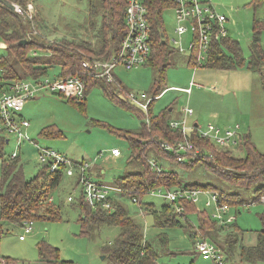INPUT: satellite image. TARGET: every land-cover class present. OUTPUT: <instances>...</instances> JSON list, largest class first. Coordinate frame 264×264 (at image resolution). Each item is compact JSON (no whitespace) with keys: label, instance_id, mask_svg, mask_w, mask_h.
Returning <instances> with one entry per match:
<instances>
[{"label":"rangeland","instance_id":"1","mask_svg":"<svg viewBox=\"0 0 264 264\" xmlns=\"http://www.w3.org/2000/svg\"><path fill=\"white\" fill-rule=\"evenodd\" d=\"M32 1L36 15L33 17V21H29L27 25L28 34L31 31V35L45 48L62 47L61 42H65L64 40L91 41L93 34L99 28V20L94 21V28H91L87 23V0ZM205 1L211 4L218 14L225 16L223 27L227 31V37L236 41L242 50L244 63L241 66H237L233 70H215L206 66L194 70V65L187 63L188 55L178 52L169 42L173 38L177 41L179 39L174 33V11L166 9L161 14V18L164 30L163 39L167 48L171 50V64L166 69L162 80L157 78L158 73L150 64H143L129 70L117 66L113 70V75L124 88V91L119 90V101L117 98L116 100L108 97L98 85L92 86L88 90L81 103L54 93H40L36 97L28 99L20 113L29 122V127L25 131L26 136L40 147L59 151L73 161L87 162L91 177L96 178L95 171L99 170L103 173L100 178L102 183L111 185L126 172L140 171L138 164H128L131 155L130 149L117 133L137 131L140 128L141 119L131 107L128 105L126 107L119 102L124 99L126 92L135 95L157 93L154 95L157 99L152 106L154 114L164 107L172 106V116L177 118L180 110L187 106L193 110V114L185 120L189 125L197 122L205 129L208 124L220 127L239 124L241 134H249L258 151L264 153V89L259 74L248 70L245 62L249 56L248 45L253 32L255 16L252 4L254 0ZM256 18L264 19L263 5L257 8ZM191 39L190 31L180 39L185 52H187L186 48ZM3 44L4 42L0 38V57L7 56L6 46L3 47ZM259 44L264 50V26L260 33ZM45 48L39 50L33 47L28 50L27 55L35 56L34 52H36L37 55L42 54L40 57L42 59H51L53 52ZM224 51L227 53L226 50ZM7 60L13 64L14 69L16 68L18 76L23 77L21 67L15 63V58L8 54ZM91 61L104 62L95 60V58ZM83 63H89V61L85 60ZM58 69L57 67L51 68L46 78H54ZM154 81H162L160 83L161 90L158 92H153ZM186 88L190 89L189 93L179 90ZM162 89H164L163 93ZM135 107L139 108L137 105ZM45 128L56 130L55 134L57 133V135L50 138L41 135ZM9 139L3 148L2 156H0V176L3 162L10 159L13 154L18 157V167L22 168L24 177L30 179L35 176L41 170L35 146L29 142L18 143L14 137H9ZM113 148L119 149L120 156L112 157L110 155ZM226 150L232 153L234 159H241L244 155L240 147L227 148ZM151 152L154 153L153 150H150V155ZM151 160L156 161L159 166L164 163L154 157H151ZM164 164L170 169L168 171L176 173L175 185L177 183L182 185L208 183L210 188L222 191L228 201L236 200L235 203H240L241 205H237V207H230L227 204L229 207L225 212L221 211V216L224 220L235 216V221L228 227L235 225L239 229L238 237L241 239L239 243L244 246L255 245L256 232L262 228L259 216L264 211V200L260 199L261 202H255L254 196L258 193L254 188L237 187L240 184L228 182L223 175L217 176L209 172L211 169L200 163L186 168L172 165L169 161ZM149 165L152 169L151 164ZM235 165L237 164L224 162L220 163L216 169L219 172L222 170V173L227 172V174L243 173L239 168H234ZM76 177H78L77 174L72 177L64 175L61 182L52 191L51 204L53 207L47 203L38 206L37 214L29 218L33 220L32 230L25 235L23 240H19V236L24 234L23 226L2 224L0 264H110L101 248L114 240L118 229L115 226H101L98 230L91 232V236L81 234L78 224L79 210L76 204L67 201L68 196H72L74 200L79 196L80 186L77 184ZM192 187L199 188L201 186ZM174 190V188L170 189L171 192ZM160 191L165 192L164 189ZM261 194L264 195V188L259 195ZM197 197L196 208L201 211L205 210L212 221H219L213 216L216 213L213 203L211 206L204 204L209 200L210 195L198 193ZM121 200H123L128 215L141 223L146 241L156 245L159 234H164L167 237V246L170 251L167 250V254L166 251L159 250L158 264H214L213 261L203 259L193 250L194 241L199 238L198 234L207 236L216 229L213 227L211 231L209 223H207L208 229H194L193 235L189 237L187 233L190 234L191 228L186 226L184 228H156L152 217L144 214L136 203L128 198ZM144 200L152 202L155 207L169 204L167 200L157 196V192L146 195ZM46 202L50 203L48 199ZM54 208L58 210L59 219L46 220L53 214ZM236 211L237 213H235ZM188 218L191 223L197 224L195 217L188 216ZM181 221L183 220L181 219ZM215 232L213 234L216 243L222 244L225 233L218 230ZM194 234L196 235L194 236ZM40 244L56 248L58 261L40 260L38 249ZM2 257L9 258V260L5 261ZM219 264L247 263L241 262L238 258V251L234 250L231 258L223 259Z\"/></svg>","mask_w":264,"mask_h":264},{"label":"trees","instance_id":"2","mask_svg":"<svg viewBox=\"0 0 264 264\" xmlns=\"http://www.w3.org/2000/svg\"><path fill=\"white\" fill-rule=\"evenodd\" d=\"M11 1V0H6ZM22 4L32 0H15ZM23 1V2H22ZM33 2V1H32ZM88 13L87 23L91 28H94V21L99 20V28L93 34L91 41L75 39L74 41L61 42L62 47L45 48L31 35L28 34L27 25L29 21L23 20L0 2V38L5 44V49L8 54L15 58V63L21 67L23 77L18 76L16 68L9 63L7 56L0 57V76L8 80H23V79H40L49 75L51 68L57 67L58 73L56 77L66 78L77 76L84 82L85 88L83 98L81 100H72L78 103L84 101L86 93L92 86H100L104 93L111 98L118 99L119 90L124 91V88L119 83L118 79L113 75V81L107 82L104 78H96L92 75V71L83 66V62L88 60L110 61L118 52L121 41L126 33L124 24L125 1L124 0H87ZM205 3L209 4L204 0ZM148 13L147 18L150 23V56L144 64H150L158 73L159 79L164 78L166 69L170 66V54L164 41V30L162 20V10L164 5L161 0H145ZM213 7L211 4H209ZM261 5L264 6V0H254L252 7L254 10L253 32L248 45L249 56L246 62L247 69L259 74L261 83L264 89V50L261 48L260 33L264 26V19L256 18V10ZM214 9V8H213ZM215 10V9H214ZM216 11V10H215ZM163 34V38L162 35ZM23 39H27L26 45L18 46L17 43ZM36 47L50 49L53 52L51 59H42V54L35 56L29 54L28 50ZM226 50L227 53L224 51ZM88 59H85V57ZM189 65L193 64L191 56L186 58ZM244 63L242 58V50L236 41H232L226 36L212 39L210 49L208 51L207 60L202 66L215 70H233L237 66ZM143 65V64H142ZM197 69V68H196ZM162 81H154L153 92L161 90L160 83ZM114 87V88H112ZM162 89V93H163ZM115 93L116 95H114ZM161 93V94H162ZM124 93V99L119 102L126 107H131L141 119L140 128L135 132L117 133L124 140L129 149L130 157L128 164H138L140 171H131L124 173L123 176L117 178L112 186L119 187L122 190L121 197L116 200H111V209L92 210L82 200L81 193L72 203L76 204L79 210L78 224L81 234L91 236V232L98 230L101 226H115L118 233L113 241L102 246V253L109 259L110 264H158L159 250L167 253L168 239L164 234L157 236L156 245L144 239L143 227L140 222L131 218L123 204V198H128L133 202L136 199V204L140 210L150 215L153 219L156 228H174L184 226L191 228L189 237L193 234L194 229H208L207 223L211 225V231L215 230L225 233L222 244H217L214 238L215 230L212 234L203 236L209 242L213 243L224 255V259L231 258L233 251H238V258L241 262L247 264H264V211L260 214L262 228L256 232V243L252 246H244L239 243V229L234 226H229L230 223L212 221L206 211L197 210L196 205L186 200H180V204L184 207L183 215H177L173 211L170 204H165L161 207H155L152 202H145L144 198L148 191L153 188H162L168 191L171 188L199 189L216 191L219 194L220 201L229 204V206L237 207L240 203H235L236 200L228 201L226 195L222 191L215 188H210L206 184H178L175 185L176 173L168 171L165 167V162H171L172 165L191 167L194 164L200 163L211 170L209 172L224 176V179L232 184H240L237 187H252L256 190L254 196L255 202H261L260 199L264 195H259L264 188V153H261L251 141L249 134H243L237 148L243 150L241 159H234L229 150L217 147L209 143L205 139L198 138L193 132L190 141L194 148H200L205 153L190 155L187 153L171 154L165 151L164 145H174L176 142L183 141L186 137L180 128H172L170 121L176 119L169 108L172 106L160 109L156 114L152 111L154 101L157 99V93H145L150 99L147 109L143 111L135 107L131 102L129 95ZM116 99V100H117ZM71 100V99H69ZM119 101V99L117 100ZM128 105V106H127ZM112 131V130H111ZM56 130L45 128L41 135L45 137H55ZM59 132V131H57ZM143 138V139H141ZM8 142L5 138H0V156L3 154V148ZM243 146V148H242ZM150 150L151 155L149 154ZM245 152V153H244ZM159 156H157V155ZM183 156L184 160L179 161L178 157ZM151 157L157 160H162V171L156 173L150 168L149 161ZM232 158V159H231ZM236 161H234V160ZM78 162V161H76ZM85 163L84 161H80ZM237 164V167L243 173L219 172L217 166L220 163ZM236 162V163H235ZM170 170V169H169ZM91 173V171L89 170ZM96 182H101L100 178L103 173L99 170L95 171ZM64 175L61 172H52L46 166L41 165V170L30 179H26L22 173V168L18 167V157L10 158L3 162L0 176V234L2 233V224L20 225L24 222H30L29 218L37 214L39 205L50 204L46 199L50 198L52 191L61 182ZM78 178L76 177V181ZM78 182V181H77ZM210 184V183H209ZM192 186H201L195 188ZM204 188V189H203ZM163 199V198H162ZM74 200V201H73ZM165 200V199H164ZM242 202V201H240ZM134 203V202H133ZM235 203V204H234ZM46 204V205H47ZM228 206V207H229ZM53 214L46 220L59 219V213L56 208ZM237 213V211L235 212ZM188 216L195 217L197 224L191 223ZM234 218H236L234 216ZM181 219L183 221H181ZM220 222V221H219ZM196 234H194L195 236ZM1 237V235H0ZM40 260L47 262L58 261V253L56 248L49 245H39ZM170 251V250H169ZM168 254V253H167ZM7 261L9 258L2 257Z\"/></svg>","mask_w":264,"mask_h":264},{"label":"built area","instance_id":"3","mask_svg":"<svg viewBox=\"0 0 264 264\" xmlns=\"http://www.w3.org/2000/svg\"><path fill=\"white\" fill-rule=\"evenodd\" d=\"M124 24L126 33L121 41L117 54L106 62L92 61L91 63H83V66L93 70L92 75L96 78H104L107 82L113 81V70L117 66H122L126 70L137 68L144 64L150 56V23L147 18L148 8L145 0H124ZM12 5V12L23 20L32 22L36 15L34 4L27 1L21 4L15 0L8 1ZM164 5L162 13L166 9H172L175 16L174 33L178 36L176 39H170L171 46L178 52L185 53L193 59V69L202 67L206 60L212 39L226 36V29L223 27L225 16L218 14L213 7L205 3L204 0H161ZM190 31L192 39L187 45V52L182 48L180 39ZM163 38V37H162ZM5 47V44H3ZM84 82L77 76L60 78L40 79H23L8 80L0 76V138H5L9 142V137L17 139L18 143L29 142L33 144L37 150V159L39 164L44 165L52 172H61L63 175L72 177L77 174L78 186L84 204L92 210L111 209V200H118L121 197L122 190L119 187L96 182L90 175L89 165L87 162H76L69 159L65 154L50 149L48 147H40L26 136V129L29 122L24 119L20 113L28 99L36 97L40 93H54L59 96L71 99L81 100L84 93ZM172 89V88H171ZM180 91L189 93L190 89H179ZM129 98L134 105L145 111L151 98H147L145 93L139 95L130 94ZM180 112L181 118L172 119L170 126L172 128H180L183 141L176 142L174 145L165 144L163 147L166 152L171 154L187 153L190 155L205 153L200 148H194L190 137L195 132L198 138L205 139L209 143L223 148L233 149L238 146L242 138L240 125L234 124L229 127H220L214 124L206 125L203 129L198 123L189 125L185 120L193 114V110L187 106L183 107ZM121 152L117 148L110 151L112 157L120 156ZM13 154L10 158H16ZM179 161H183L184 157L179 156ZM152 170L156 173L162 171L156 161H150ZM162 188H153L148 194L157 192V196L167 200L173 207V211L177 215H183L184 207L180 204V200H186L196 205L198 202V193H207L210 195L205 206H215L216 213L214 217L219 219L218 223H229L235 218L229 217L224 220L221 211L225 212L228 205L220 201L218 192L212 190L185 189L175 188L173 192L170 190L161 192ZM73 197L68 196L67 201H72ZM264 200V197H261ZM51 202L52 198H48ZM136 199L133 202L136 203ZM198 211L200 209H197ZM32 221L24 222L23 235L19 236V240H23L25 235L32 230ZM198 239L194 241L193 250L196 254L201 255L203 259H210L214 264L223 261V253L203 235L198 234Z\"/></svg>","mask_w":264,"mask_h":264},{"label":"water","instance_id":"4","mask_svg":"<svg viewBox=\"0 0 264 264\" xmlns=\"http://www.w3.org/2000/svg\"><path fill=\"white\" fill-rule=\"evenodd\" d=\"M0 2L5 6V7H7L9 10H12V5L8 2V1H5V0H0ZM162 37H163V34L161 35ZM26 43H27V40L26 39H23V40H21V41H19L18 43H17V45L18 46H20V45H26Z\"/></svg>","mask_w":264,"mask_h":264},{"label":"crops","instance_id":"5","mask_svg":"<svg viewBox=\"0 0 264 264\" xmlns=\"http://www.w3.org/2000/svg\"><path fill=\"white\" fill-rule=\"evenodd\" d=\"M169 109L173 111L172 107H170ZM181 116H182V113L180 112V113H179V116H178L176 119L181 118ZM194 123H197V122H194Z\"/></svg>","mask_w":264,"mask_h":264}]
</instances>
